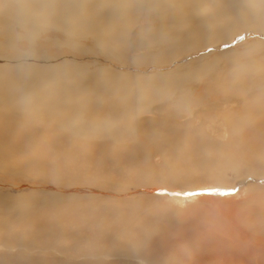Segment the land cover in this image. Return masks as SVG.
<instances>
[{
    "label": "bare ground",
    "instance_id": "bare-ground-1",
    "mask_svg": "<svg viewBox=\"0 0 264 264\" xmlns=\"http://www.w3.org/2000/svg\"><path fill=\"white\" fill-rule=\"evenodd\" d=\"M144 10L151 12L144 13ZM28 12L35 15L29 28L14 22L18 16H25ZM143 13L146 20L154 16L158 20L154 28L139 27L140 37L160 42L165 54L162 52L159 57H150L151 60L142 63L166 60L172 56L174 48L188 54L208 46L214 49L249 29L264 32V0H0V38L16 43L19 38L29 40L47 29H57L66 34L68 29H79L101 52L119 58L141 50L136 45L133 48L130 38L132 28L144 22L140 19ZM18 26L23 29V34L14 37L13 31ZM185 26L191 28L182 30ZM160 33L165 38L164 44L159 40ZM190 45H194L191 50ZM29 47L32 49L31 44ZM0 48L8 49L4 43H0ZM253 52L258 54L257 57H253ZM253 52L247 54L246 58L251 59L248 61L240 59L238 54H229L227 59L237 60L226 61V66L233 65L226 72L214 75V71H200L199 75L213 84L206 82L205 93L202 85L198 90L204 93L206 103L215 105V112L203 105V109L208 110L207 116L212 114L211 119L216 117L213 121L217 120L209 123L213 125L209 128L213 132L217 130L219 135L229 130L233 136L232 150L221 154L224 162L248 159L258 166L257 170L251 167L253 173L261 175L264 173V56L258 49ZM32 57L33 60L38 59L37 56ZM1 59L4 57L0 56ZM254 59L256 61L251 64ZM137 60L139 64L141 58ZM8 65L0 64V116L4 115L0 124V153L8 161L5 172L16 170L13 177H19L31 188L19 197H0V264H75V258H68L69 253L75 249L92 250L91 241L95 236L105 241L114 252L116 240L112 227L117 225L119 218L128 219L124 206L119 208L88 201L59 206L61 197L57 198L55 193L44 189L45 184L66 182L85 186L87 176L92 175L99 181L110 180L122 185L112 168L113 165H121L133 171L134 179L142 187L138 192L144 193L150 181L149 175L156 173L153 163L156 158L151 159V171L147 177L140 167L145 160L141 153L144 146H150L148 132L151 131L142 126L137 117L145 115V122L161 124L162 120H154L156 116L150 115L154 111H147V106H150L146 105L147 101L156 103L164 100L167 105L168 100L173 102L170 115L174 116L184 113L185 109L188 111L190 104H186L192 101L194 104L197 95L187 97V91L183 89L181 99L177 101L173 94L166 92L165 82L161 81L148 87L140 85L141 89L135 88L137 91H134L126 75L118 73L117 77L110 79L89 74L84 76L85 71L80 70V65L70 67L68 61L44 72H40L41 68L48 65L11 68ZM244 67L247 68L243 70ZM45 76L58 78L60 83L54 81L51 91L37 84L45 91L41 93L35 87L36 83L43 82ZM21 85L29 89L24 92L18 88ZM79 88L84 89L82 94ZM62 90L60 95L58 91ZM231 97L240 99V112L227 108L231 105L228 103ZM216 99L219 101L214 102ZM225 109L226 114L222 116L226 119H221L217 112ZM217 117L221 120L218 121ZM189 136L190 141L180 138L174 145L180 155L184 148H187L186 156L204 152L198 132L191 131ZM171 153L179 155L173 150ZM206 163L208 160L199 157L198 164L195 161L190 169ZM6 188L10 190L9 186ZM60 248L64 249V256L58 255ZM47 249L51 253H47ZM250 249L251 253L242 257L243 263L236 261L235 264H264V239H254ZM85 254L97 256H87L95 259L88 264H153L142 254L130 258L125 255V262L106 251ZM210 264L230 263L226 259L214 258Z\"/></svg>",
    "mask_w": 264,
    "mask_h": 264
},
{
    "label": "rangeland",
    "instance_id": "rangeland-1",
    "mask_svg": "<svg viewBox=\"0 0 264 264\" xmlns=\"http://www.w3.org/2000/svg\"><path fill=\"white\" fill-rule=\"evenodd\" d=\"M145 12H151V10H144ZM144 13L140 18L144 22L132 28L130 38L133 48L136 45L141 50L137 53L131 51L119 58L101 52L89 37L82 35L79 29H68L67 34L57 29H47L30 37V41L19 38L15 41L16 43L0 38V43L8 47L6 50L0 48V56L4 57L0 60V64L8 63L9 68L19 65L23 67L48 65L47 68H41L40 72H44L68 61L70 67L80 65V70L85 71L84 76L89 74L91 77L106 76V79H110V77H117L118 73L126 75L130 78L128 82L134 91L161 81L165 82L166 92L173 94V99L177 101L181 99L183 89H186L187 97L197 95L194 104L193 101L186 104H190L188 111L185 109L184 113H176L174 116L170 115V110L174 107L173 102L168 100L167 105L164 100L156 103L147 101L146 105H150L147 106V111H154L150 115L156 116L154 120H162L161 124L145 122L143 120L147 117L145 115L138 116L139 119L136 118L142 126L151 131L148 132L150 146L148 144L144 146L145 150L141 153L145 160L140 167L146 176L151 171V159L156 158L153 161L156 173L149 175L150 181L146 187L148 190L143 188V190L146 189L144 193L138 192L142 187L137 179H134L133 171L121 165H113L112 168L119 175L122 185L110 180L99 181L92 175L87 176L85 186L66 182L45 184L44 189L55 193L57 198L61 197L58 202L59 206L84 204L88 201L92 204H112L119 208L125 207L124 214L128 219L119 218L117 225L112 227V231L115 230L114 239L116 240L114 252L110 250L105 241L95 236L91 241L92 250L75 249L69 253L68 258H75V264H88L95 259L87 258V256H97L85 253L106 251V253H111L110 255L118 256L124 262L125 255L130 258L133 255L142 254L147 256L153 264H198L200 262L210 264L211 259L214 258L226 259L230 264H235L236 261L243 263L242 257L251 253L250 245L253 240L264 239V173L255 175L251 167L257 170L258 166L245 158H239L238 162L237 160L224 162L221 154L232 150L233 136L229 130L224 135H219L217 130L213 132L214 130L209 128L217 120L213 121L216 117L211 119L212 114L211 117L207 116L208 110H204L203 105L213 109V112L216 109L214 104L210 105L205 102L204 93L206 82L209 81L211 86L213 82L206 77H201L199 72L203 70L205 73L204 69L209 72L214 71V75L222 71L226 72L233 66H226V61L237 60L232 57L227 59L232 53L238 54L240 59H247V61L251 60L246 58L247 54L255 49H258L260 55L264 56V32H252L249 29L247 32L235 35L232 41L221 43L214 49L208 46V48L188 54L174 48L171 52L172 56L166 60H155L154 64L142 63L141 61L151 60L150 57H159L162 52L165 54L160 42H152L151 39L140 37L139 27L151 29L157 26L158 18L154 16L153 19L146 20ZM34 18L35 15L28 12L25 16H18L14 22L24 28H29ZM188 28L185 26L182 30H188ZM21 34H23V29L16 27L13 36ZM159 40L164 44L165 38L161 33ZM147 41L150 43L147 44ZM193 47L194 45H190V50ZM31 50H33L32 53ZM257 55L254 54L253 57ZM32 56H37L38 59L33 60ZM44 56L46 60L43 62ZM138 57L141 58L139 61L141 66L138 64ZM255 61V59L252 60L251 64ZM209 64L214 65L208 66ZM245 68L247 67L243 70ZM63 75L65 77V74ZM57 79L45 76L42 78V83H36L35 89L41 93L45 92L43 88L37 87L38 84L51 91L50 87L54 81L58 82ZM201 85L204 93L198 90ZM18 88L24 92L29 89L24 85ZM73 91L78 92L76 89ZM79 91L82 94L84 89L79 88ZM58 93L61 95L63 90ZM160 95L161 92L159 98ZM217 101L219 99L214 102ZM228 103L231 107L227 108H232L233 112L238 113L241 106L240 99L231 97ZM67 104L70 105V103ZM220 111L217 115L220 114L221 119H226L222 116L226 114V109L222 113ZM0 112H2L1 109ZM219 117H217L218 121L221 120ZM3 120L4 115H1L0 124ZM132 123L135 124V121ZM209 123L212 124L209 125ZM191 131L198 132L199 142L204 152H195L186 156L187 148H184L181 150V156L174 145L180 138L190 141ZM215 149L219 150V153ZM171 150L179 155L171 153ZM199 157H203L204 161L208 160V163L196 165L190 169L195 161L198 164ZM7 169L8 161L0 153V183L10 187L9 190L6 186L0 185V197L14 198L27 194L31 186L21 181L19 177H13L16 170L7 173L5 172ZM233 188L236 189L235 192L232 191ZM60 251L58 255L64 256L62 254L64 249L60 248ZM46 252L51 253L50 249Z\"/></svg>",
    "mask_w": 264,
    "mask_h": 264
},
{
    "label": "snow or ice",
    "instance_id": "snow-or-ice-1",
    "mask_svg": "<svg viewBox=\"0 0 264 264\" xmlns=\"http://www.w3.org/2000/svg\"><path fill=\"white\" fill-rule=\"evenodd\" d=\"M232 191H233V192H235V191H236V189H235V188H233V189H232Z\"/></svg>",
    "mask_w": 264,
    "mask_h": 264
}]
</instances>
